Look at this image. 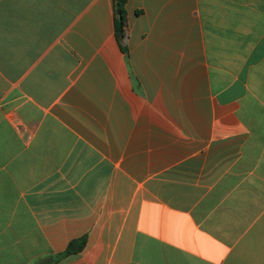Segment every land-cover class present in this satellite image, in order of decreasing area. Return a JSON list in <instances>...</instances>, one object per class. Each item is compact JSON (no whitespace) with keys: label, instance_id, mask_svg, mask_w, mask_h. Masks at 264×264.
Here are the masks:
<instances>
[{"label":"crops","instance_id":"obj_1","mask_svg":"<svg viewBox=\"0 0 264 264\" xmlns=\"http://www.w3.org/2000/svg\"><path fill=\"white\" fill-rule=\"evenodd\" d=\"M0 0V264H264V0Z\"/></svg>","mask_w":264,"mask_h":264},{"label":"trees","instance_id":"obj_2","mask_svg":"<svg viewBox=\"0 0 264 264\" xmlns=\"http://www.w3.org/2000/svg\"><path fill=\"white\" fill-rule=\"evenodd\" d=\"M126 2L127 0H114L115 11L117 14L116 34L119 40L124 39L126 34V28H127V12L125 8ZM86 240H87L86 237H83L81 239H77L70 242L65 253L48 260L45 264H50L67 256H71L81 252L86 244Z\"/></svg>","mask_w":264,"mask_h":264}]
</instances>
